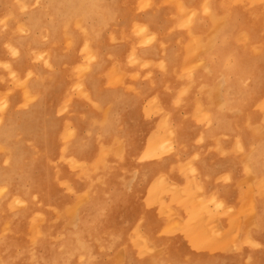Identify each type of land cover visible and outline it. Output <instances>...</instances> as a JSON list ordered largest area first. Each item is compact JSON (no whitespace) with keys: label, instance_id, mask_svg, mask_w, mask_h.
Returning a JSON list of instances; mask_svg holds the SVG:
<instances>
[{"label":"rangeland","instance_id":"rangeland-1","mask_svg":"<svg viewBox=\"0 0 264 264\" xmlns=\"http://www.w3.org/2000/svg\"><path fill=\"white\" fill-rule=\"evenodd\" d=\"M181 1L128 2L108 48L127 41L140 64H127L136 78L119 68L101 102L81 101L76 85L30 99L4 59L0 263L45 264L34 254L48 241L57 264L71 249V264H264V0H224V12ZM147 23L158 38L149 29L138 44L134 25ZM231 49L233 69L217 67ZM42 59L24 65L30 87L69 66Z\"/></svg>","mask_w":264,"mask_h":264},{"label":"bare ground","instance_id":"bare-ground-1","mask_svg":"<svg viewBox=\"0 0 264 264\" xmlns=\"http://www.w3.org/2000/svg\"><path fill=\"white\" fill-rule=\"evenodd\" d=\"M129 1L0 0V6H2L0 9H3L4 17L7 20V30H0V67L7 68L11 75L9 64L3 61L7 58L13 59V69L21 70V72L13 73V77H11L15 83L27 84L26 94L30 99L34 97L36 88L44 89L47 87L50 89V91L45 92L46 96L43 98L47 101L52 100L54 95L57 97V94H69L70 88L76 85L88 89V92L82 94L81 101L101 102L102 96L111 95L109 82L113 80L115 84L116 81L120 80L118 69L124 68L125 65L130 67L127 64L134 63L133 65H135L137 61L139 62L136 52L133 51L131 55H129L130 51L125 53L122 61L113 64L111 61L109 64L108 60L111 56L116 55L114 50L108 47L122 33L119 25L120 18L125 17V20L132 18L128 9ZM141 1L152 2V0ZM176 2L184 5L181 0H176ZM200 3L203 10H209L210 5L214 3V7L220 9L221 12H224L228 6V2L224 0H200ZM189 5L194 8L193 4ZM158 15V13L153 14L151 19L156 20ZM149 29L153 40H157L158 36L154 32L155 24L134 25V31L143 35L142 40L141 35L137 40L138 44H142L144 39H150V36L147 35ZM46 36L49 37L48 41L43 42L42 39L47 38ZM43 46H46L47 50H42ZM71 49L72 54H67L66 52ZM186 49L183 50V55ZM122 50L123 48H120V51ZM236 54L234 49L224 52L216 62V66L233 69L232 66L236 64H229L228 58L236 56ZM41 57H43L44 64L54 66L55 70L63 69L60 65L69 66L64 69L65 72L58 73V70L53 72L52 77L46 80L43 85L36 80L30 87L28 81L30 79H27V74L23 71L24 65H29L31 61ZM132 70L134 69L132 68ZM130 74L136 78V75ZM101 80L105 82L102 81V86ZM114 91L119 94L123 89L116 88ZM160 91L163 90L160 89ZM50 104L52 107L56 106L55 102H50ZM5 128L6 126L2 130L3 137H6L7 133ZM156 142L163 144L160 137H156ZM44 242L48 252L43 254L42 258L39 254H34V259L41 260L45 264H57L53 244L48 241ZM1 245L8 249L13 248L10 241L3 242ZM50 245L52 248H49ZM73 252L74 250L71 249L63 256L64 264H71ZM131 255L132 260L137 259L135 252H132ZM19 257L18 254H13L9 258H5L0 264H12ZM36 264L41 263L36 262Z\"/></svg>","mask_w":264,"mask_h":264},{"label":"crops","instance_id":"crops-1","mask_svg":"<svg viewBox=\"0 0 264 264\" xmlns=\"http://www.w3.org/2000/svg\"><path fill=\"white\" fill-rule=\"evenodd\" d=\"M132 46H133V44H128L127 41H125L124 43H122L120 45H116L115 47L111 48L116 53V55H115L116 56V61H122L124 59L125 53L129 52L131 50ZM120 48H123V50L120 51ZM175 58L176 59L178 58L177 52L176 51L175 52H171L170 55H169V61L171 62V66H174L175 63L173 61H176ZM124 70L126 72H129V73L132 72V69L129 66H126V65L124 67Z\"/></svg>","mask_w":264,"mask_h":264}]
</instances>
